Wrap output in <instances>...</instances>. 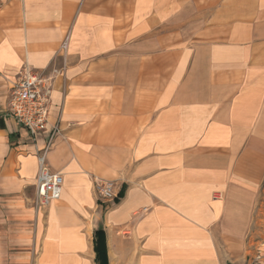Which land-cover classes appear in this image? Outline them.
Wrapping results in <instances>:
<instances>
[{
    "label": "crops",
    "instance_id": "obj_1",
    "mask_svg": "<svg viewBox=\"0 0 264 264\" xmlns=\"http://www.w3.org/2000/svg\"><path fill=\"white\" fill-rule=\"evenodd\" d=\"M125 1L0 0V264H99V229L108 264H264V0ZM25 68L52 83L35 139L5 116Z\"/></svg>",
    "mask_w": 264,
    "mask_h": 264
},
{
    "label": "built area",
    "instance_id": "obj_2",
    "mask_svg": "<svg viewBox=\"0 0 264 264\" xmlns=\"http://www.w3.org/2000/svg\"><path fill=\"white\" fill-rule=\"evenodd\" d=\"M68 45L69 36L60 47L63 55L67 53ZM51 93L52 83L49 76L25 68L11 89L5 116L12 118L35 139L48 126ZM60 131V126L55 125L46 148L38 154L39 170L34 200V206L38 209L46 208L60 200L63 193V178L52 172L47 159L53 141L59 136ZM95 192L98 201L102 203L114 202L118 197L116 184L111 181L96 179Z\"/></svg>",
    "mask_w": 264,
    "mask_h": 264
},
{
    "label": "rangeland",
    "instance_id": "obj_3",
    "mask_svg": "<svg viewBox=\"0 0 264 264\" xmlns=\"http://www.w3.org/2000/svg\"><path fill=\"white\" fill-rule=\"evenodd\" d=\"M125 2H130V1L126 0ZM257 206H258L257 207V214H256L255 218H257V220H259L260 226L256 231H254V233L256 234L257 239L262 240V238H263L262 236L264 235V183L262 185L261 196H260L259 203ZM261 224H262V226H261ZM255 255H257L256 257H260V256L264 257V246H259V248H256L255 249Z\"/></svg>",
    "mask_w": 264,
    "mask_h": 264
},
{
    "label": "trees",
    "instance_id": "obj_4",
    "mask_svg": "<svg viewBox=\"0 0 264 264\" xmlns=\"http://www.w3.org/2000/svg\"><path fill=\"white\" fill-rule=\"evenodd\" d=\"M95 251L97 254V262L99 264H108L106 237L101 229L95 233Z\"/></svg>",
    "mask_w": 264,
    "mask_h": 264
}]
</instances>
